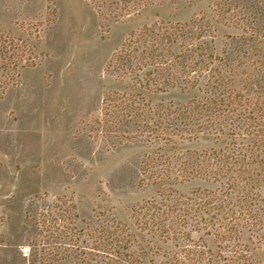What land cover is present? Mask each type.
<instances>
[{"label": "rangeland", "instance_id": "374dc122", "mask_svg": "<svg viewBox=\"0 0 264 264\" xmlns=\"http://www.w3.org/2000/svg\"><path fill=\"white\" fill-rule=\"evenodd\" d=\"M103 13L86 0H0V35L7 45L19 46L14 58L19 73L0 89V264H76L78 254L63 260L62 252L55 261L57 250L50 249L68 241L60 234L69 226L63 222L67 218L73 221L77 215L78 228L84 219L114 218L139 234L134 210L160 199L162 187L172 185L176 196L209 187L189 177L175 181L176 174L161 185L145 158L167 154L178 167L187 151L220 148L222 140L200 138L167 147L147 134H128L131 129L114 134V118L105 115L103 103L114 92L133 88L152 106L181 105L203 96L197 89L161 92L153 86L149 91L114 74V55L132 32L197 18L210 24L217 54L240 60L243 69L264 67L259 62H264V0H166L118 21ZM238 37L254 42L239 43ZM204 83L201 79L199 86ZM154 171L163 173L160 167ZM55 220L61 230L53 229ZM200 236L193 233L195 241ZM204 241L216 250L213 237ZM244 242L252 264H264V241L245 236ZM160 245L162 252L172 249Z\"/></svg>", "mask_w": 264, "mask_h": 264}, {"label": "trees", "instance_id": "16d2710c", "mask_svg": "<svg viewBox=\"0 0 264 264\" xmlns=\"http://www.w3.org/2000/svg\"><path fill=\"white\" fill-rule=\"evenodd\" d=\"M89 1L86 4L100 16L107 11L118 21L166 0ZM210 28L197 18L178 25L154 23L132 32L114 55V74L130 79L135 87L150 91L156 86L161 92L197 89L202 97L181 105L152 106L142 93L129 88L107 95L103 102L105 115L111 113L114 118V134L131 129L128 134H147L146 138L167 147L200 138L222 140L220 148L187 151L177 160L178 167L167 154L145 158L161 185L174 181L171 175L176 174L175 181L189 177L209 187L197 188L188 196L174 195L172 185L162 187L160 199L134 210L139 234L114 218L84 219L80 228L75 225L77 215L73 221L67 218L63 222L70 227L63 226L60 234L68 241L50 248L57 250L55 257L63 252L65 260L78 254L76 264H252L244 237L250 242L264 241V67L243 69L240 60L217 54ZM237 40L247 45L253 41L247 37ZM260 43L264 47V41ZM18 48V43L7 45L0 35V89L19 73L14 60ZM133 60L139 63L132 65ZM201 79H205L203 87L199 86ZM158 167L163 170L160 175L154 171ZM57 221L56 231L61 230ZM193 233L203 236L195 241ZM204 237L214 238L216 250L207 246ZM160 243L172 249L162 252Z\"/></svg>", "mask_w": 264, "mask_h": 264}]
</instances>
